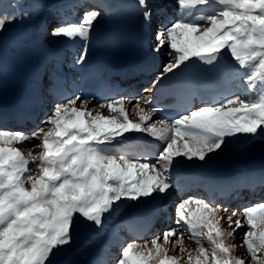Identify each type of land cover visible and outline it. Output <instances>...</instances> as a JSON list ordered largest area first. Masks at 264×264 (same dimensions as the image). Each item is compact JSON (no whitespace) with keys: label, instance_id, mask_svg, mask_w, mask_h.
I'll list each match as a JSON object with an SVG mask.
<instances>
[{"label":"snow or ice","instance_id":"snow-or-ice-1","mask_svg":"<svg viewBox=\"0 0 264 264\" xmlns=\"http://www.w3.org/2000/svg\"><path fill=\"white\" fill-rule=\"evenodd\" d=\"M176 3L178 18L161 21L155 33L153 51L167 47L170 59L143 90L147 98L109 97L90 107L92 96H63L34 130L0 129V264H55V256L72 244L81 219L97 230L96 238L109 228L113 236L122 228L139 233L150 224L136 215L112 225L136 202L163 198L179 187L170 171L177 157L205 161L225 146L226 138L264 136V0ZM136 5L151 22L155 0H136ZM44 8L41 0H0V32L8 24L39 17ZM99 16L85 8L78 22L61 15L50 31L40 23L34 27L56 39L84 41L74 60L81 65ZM225 56L238 67L227 68ZM197 61L210 71H224L238 94L154 121L165 110L154 103L157 86ZM58 87L62 81L54 78L50 91ZM129 132L164 142L155 163L147 161V154L141 162L110 147ZM193 205L196 210L190 211ZM185 226L193 234L190 239L205 237L207 246L196 239L197 247L190 249ZM237 230H242L239 245L232 242ZM238 247L245 253L237 255ZM106 250L107 245L92 264H107ZM115 264H264V201L230 210L212 200L182 198L175 206V226L150 240L124 243Z\"/></svg>","mask_w":264,"mask_h":264},{"label":"bare ground","instance_id":"bare-ground-1","mask_svg":"<svg viewBox=\"0 0 264 264\" xmlns=\"http://www.w3.org/2000/svg\"><path fill=\"white\" fill-rule=\"evenodd\" d=\"M24 2L31 3L33 0H24ZM41 2L45 5V8L39 17L8 24L6 25L5 30L0 32V55L7 52L9 55H13L15 59H18L20 63H22L24 55H27L30 63H34L35 61H47L55 68L64 66L61 63L62 58H67V61H74L83 46L84 41L79 44L76 40L68 41L53 38L48 34V31H50L48 24L51 20L53 21V26L61 22V15L71 18L73 23L78 22L81 14L84 12H80L79 14L76 13V11L80 8L95 9L100 13L99 18L94 22V27L90 34L88 55L89 48L92 49V53L94 54H98L102 50V47L97 46V43L100 40H105L108 36L107 26L109 25L112 17L110 9L107 5L108 0H41ZM134 3L137 7L136 0H134ZM68 4L73 6V10L70 13H61L60 9ZM81 4H83L84 7H80ZM155 5L156 14L158 16V24H160L161 21H164V23L166 21H170L171 17H176V0H155ZM218 7L223 8V6ZM56 8L59 9L58 13H55ZM199 10L204 11L206 9L201 6ZM154 20L155 18H153L151 22H148L141 18L139 21H133V25L137 28L139 34L142 35V38L145 39L147 48L150 49L159 66V64L161 62L163 63V61L168 62L170 57L168 56L167 47L162 49L160 52L153 51L156 43L155 31L153 29L155 28V26L153 27ZM37 23L43 24L48 31H37L34 27ZM159 27L160 25L158 28ZM226 58L231 59L228 56H226ZM240 70L243 71V69ZM46 84L48 88L51 87L50 81H47ZM234 92L237 94L236 87ZM148 95V93L142 91L139 95H135L134 97L141 96L147 98ZM54 104L55 103L49 101L47 102L49 112L53 108ZM93 105L95 104L90 103V107ZM103 111L107 114L106 109ZM47 115V113L43 114L41 118ZM135 120L138 121V117H135ZM153 120L156 121L159 119H157L154 115ZM35 128L36 127L26 128L23 130H7L29 132ZM163 144L164 142L155 140L147 134L129 132L125 133L124 137L117 138V140L114 141L110 147L114 148L118 152L123 151L125 153L137 152L148 147H152L153 150L159 152ZM214 158L221 159L224 162H234L238 168H242L241 170L243 172H253L254 175H257L260 169L264 170V136L257 134L256 137L253 138L248 135H237L226 138L225 146L219 151L209 154V158H206L205 161H199L195 158L188 160L184 157H177L170 171L173 177L177 180L179 187L170 189V194L164 196L163 198H157L155 200L152 198L142 199L141 201L136 202V207L133 208L146 207L149 211L151 209H155V214L157 215L159 213L157 210H163L162 213H160L161 215L158 220L155 221L154 232L144 240H150L153 235L161 232L166 227L175 226V206L180 199L190 197L194 199L200 198L195 191V186L200 182H204L210 176L209 173L201 167V165ZM152 163H155V161ZM261 193H263V191ZM261 193L258 194L256 200L262 196ZM165 200L170 204L169 209H164ZM253 200V197H248L244 198L241 203L245 207L253 204ZM261 200H264V198ZM228 205L229 204H226L220 207H228L230 209L234 206V203H231L230 206ZM133 209H126L113 223L112 227H115V224L120 223L122 220L127 218V213L131 212ZM189 210L195 211L196 208L193 205ZM241 231L242 230H238L237 235L234 237L236 241L238 240L237 243L235 242L238 245L241 240ZM184 236L185 243L190 249L197 247L195 242L196 239H199L205 246L208 244L205 237H195L190 239L193 235L189 234L188 229H184ZM80 237L81 235L79 234V231L76 234H73L75 242L80 241ZM125 237H127L126 229L122 228L119 231L118 236H113L112 229L109 228L99 238L94 236L86 238L89 239L90 243H81L80 245H83V250H81V253L77 252L76 254L77 256L79 254L82 256L87 255V257L83 260L76 258L77 264H92L94 258H97V254L101 255L102 249L105 245H107V250L103 252V258L106 260L107 264H115V260L119 256V250ZM132 240L133 239H131V241ZM245 251V248L238 247L236 254H243Z\"/></svg>","mask_w":264,"mask_h":264},{"label":"rangeland","instance_id":"rangeland-1","mask_svg":"<svg viewBox=\"0 0 264 264\" xmlns=\"http://www.w3.org/2000/svg\"><path fill=\"white\" fill-rule=\"evenodd\" d=\"M155 19H157V15H155ZM52 27H54V26H52ZM49 29L51 30V28H49ZM79 42H81V40ZM164 62H166V61H163V64H164ZM31 166L32 165L30 164L29 167H31ZM86 225H87V223L84 222L81 219L80 223L77 225V227H76V229L74 231L75 234L79 231V234L81 235L80 241L75 242L74 239H73L71 245L65 246L64 247V250L60 254H58V255L55 256V258H54L55 264H66V262L68 260H71L73 262V264H77V259L76 258H78L80 260L86 259L87 255H83L82 256L81 254H79L77 256V254H76L77 252L81 253V250H83V245H80L81 243H84V242L85 243H90L89 242V239H86V238H89V237H92V236H87L86 235ZM237 233H238V230H237ZM237 233H236V235H237ZM232 242L233 243H235V242L237 243L238 240L236 241L235 238H234L232 240ZM124 243H126L125 242V239L123 240L122 245ZM237 255H241V254H237Z\"/></svg>","mask_w":264,"mask_h":264},{"label":"water","instance_id":"water-1","mask_svg":"<svg viewBox=\"0 0 264 264\" xmlns=\"http://www.w3.org/2000/svg\"><path fill=\"white\" fill-rule=\"evenodd\" d=\"M96 231L97 230L91 224H88V228H87L88 235H93V233H95Z\"/></svg>","mask_w":264,"mask_h":264}]
</instances>
